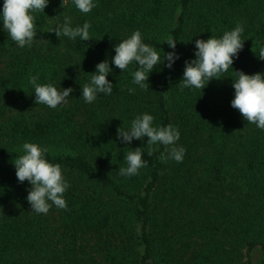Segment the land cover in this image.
<instances>
[{
    "label": "trees",
    "instance_id": "1",
    "mask_svg": "<svg viewBox=\"0 0 264 264\" xmlns=\"http://www.w3.org/2000/svg\"><path fill=\"white\" fill-rule=\"evenodd\" d=\"M61 3L34 13L40 40L31 47L16 46L0 26V264H264V130L230 106L234 70L264 72V0H97L89 13ZM65 15L91 24L87 41L48 32ZM237 23L245 41L233 68L202 91L182 89L194 41ZM137 29L161 55L174 39L180 59L157 65L148 90L131 83L135 64L122 72L110 62L113 93L86 104L80 85ZM36 73L40 83L71 86L68 103L35 104L28 76ZM144 112L179 129L181 162L162 160L165 147L147 137L118 140L117 129ZM24 142L45 146L61 165L66 208L30 212L28 182L17 181L12 163ZM136 147L152 150L142 157L148 165L120 175Z\"/></svg>",
    "mask_w": 264,
    "mask_h": 264
},
{
    "label": "clouds",
    "instance_id": "2",
    "mask_svg": "<svg viewBox=\"0 0 264 264\" xmlns=\"http://www.w3.org/2000/svg\"><path fill=\"white\" fill-rule=\"evenodd\" d=\"M64 0H62V3ZM72 4L81 13H89L96 7L97 0H71ZM49 0H3L0 5V26L16 46L31 47L37 38L38 25L34 13L43 11ZM61 3V4H62ZM91 24L85 21L83 24L73 25L72 18L65 15L62 23L48 29L57 37L64 36L69 40L79 37L87 41L90 38ZM244 28L237 23L231 30H226L219 37L209 36L207 39L194 41V58L184 61L182 78L179 81L181 88L202 89L212 80L218 78L220 73L227 72L238 58L243 49L242 33ZM190 41V40H189ZM171 51L163 55L157 49L145 43L139 29L134 30L129 36L114 45L115 54L109 59H104L95 65V71L82 86L80 85V97L86 104L96 101L99 95L113 93V83L107 79L113 72L110 62L122 72L129 65L135 64V70L131 73V83L142 90H148V78L157 65L172 68L180 54L175 51L177 42L171 37L165 40ZM259 57L264 59V49H261ZM233 68V67H232ZM234 70V69H233ZM235 79L232 77L233 98L230 106L237 109L244 120L254 123L257 128L264 130V72L246 74L242 70H234ZM147 82V83H146ZM28 83L33 88L34 103L43 104L48 108L63 107L68 103L70 93L74 89L57 86L54 83H40L39 73L29 74ZM131 93L134 88L129 87ZM155 117L148 113L137 114L129 127L125 130L117 129V138L121 143L130 145L133 140H143L147 137L146 145H162L165 151L161 152L162 160H174L181 162L185 154V148L177 144L180 131L172 124L155 125ZM123 160L126 167H119L118 173L131 177L148 165V160L142 158L146 153L153 155L151 149L147 152L142 147L130 148ZM48 149L33 142L22 144V154H18L12 162L15 175L19 183L28 182L27 196L25 199L30 205L31 211L36 214H46L54 205L57 208L67 207L64 193L69 188V183L63 174L59 163H52L46 158Z\"/></svg>",
    "mask_w": 264,
    "mask_h": 264
}]
</instances>
